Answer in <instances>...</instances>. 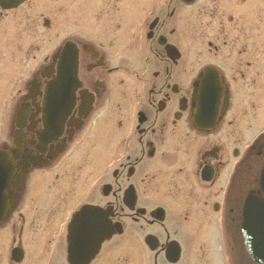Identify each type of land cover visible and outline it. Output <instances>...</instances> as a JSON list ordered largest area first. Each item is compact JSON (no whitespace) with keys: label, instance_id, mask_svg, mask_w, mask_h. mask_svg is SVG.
Returning a JSON list of instances; mask_svg holds the SVG:
<instances>
[{"label":"flooded vegetation","instance_id":"flooded-vegetation-1","mask_svg":"<svg viewBox=\"0 0 264 264\" xmlns=\"http://www.w3.org/2000/svg\"><path fill=\"white\" fill-rule=\"evenodd\" d=\"M17 1H0V264H253L264 0H65L71 33L32 71L42 2ZM239 123L257 127L241 148ZM83 207L100 213L70 231Z\"/></svg>","mask_w":264,"mask_h":264},{"label":"rangeland","instance_id":"rangeland-1","mask_svg":"<svg viewBox=\"0 0 264 264\" xmlns=\"http://www.w3.org/2000/svg\"><path fill=\"white\" fill-rule=\"evenodd\" d=\"M61 1V2H57ZM41 4L35 3L30 1L28 7L29 8V27L28 29L23 33L22 36L27 38V41L29 40V46H30V58H31V65L30 69L31 71L35 69L36 61L38 62L40 58H43L45 55H49L51 51L56 47V44L58 42V38L61 37V39L65 40L68 33H71V25H72V10H69V8L66 7L68 4L65 2V0H41ZM48 7V8H44ZM45 9H47L45 11ZM51 9V10H50ZM50 21V24L48 26H44V21ZM28 35V36H27ZM18 35L15 36L17 38ZM60 39V38H59ZM57 40V41H56ZM4 46L7 44V39H0V44L2 43ZM19 45L23 47L25 43H22L18 41ZM27 49L28 45L25 46ZM23 51V50H22ZM18 52L17 55L22 52ZM10 52V51H9ZM42 56V57H41ZM0 65L2 63L0 62ZM1 69V68H0ZM244 98L240 97L239 102L244 104L249 101L248 100V94L246 96H243ZM248 108L249 106L239 105V109L242 111L241 108ZM248 109H246V114ZM249 112H251L249 110ZM248 115V114H247ZM0 117H1V111H0ZM246 126V125H245ZM257 129L253 127L252 131H249L248 134L244 135V143L240 144V148L242 146L246 147L249 144V140H247L254 131Z\"/></svg>","mask_w":264,"mask_h":264},{"label":"water","instance_id":"water-1","mask_svg":"<svg viewBox=\"0 0 264 264\" xmlns=\"http://www.w3.org/2000/svg\"><path fill=\"white\" fill-rule=\"evenodd\" d=\"M242 237L244 240V244L246 246L247 252H252V255L256 256V259H252L255 262H259V264H264V242H260L257 240V236H255L252 232V223L250 220H246V218L242 217ZM259 242L260 244L257 245L259 249L256 248V243ZM249 254V253H248Z\"/></svg>","mask_w":264,"mask_h":264}]
</instances>
